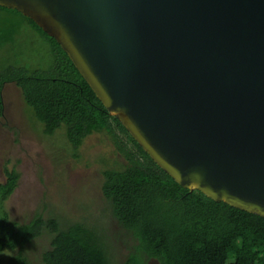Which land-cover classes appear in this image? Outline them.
<instances>
[{"label": "water", "instance_id": "1", "mask_svg": "<svg viewBox=\"0 0 264 264\" xmlns=\"http://www.w3.org/2000/svg\"><path fill=\"white\" fill-rule=\"evenodd\" d=\"M56 39L183 188L264 218V0H0Z\"/></svg>", "mask_w": 264, "mask_h": 264}, {"label": "trees", "instance_id": "2", "mask_svg": "<svg viewBox=\"0 0 264 264\" xmlns=\"http://www.w3.org/2000/svg\"><path fill=\"white\" fill-rule=\"evenodd\" d=\"M1 15L33 27L49 42L53 60L45 68L17 62L0 68V117L5 85L14 84L46 136L63 130L77 151L90 135L106 134L125 165L103 170L102 194L121 230L115 241L87 223L65 224L42 213L26 223L12 220L5 204L20 173L5 167L0 254L16 253L0 257V264H31L26 248L46 234L51 247L43 252L42 264H264L263 217L179 185L110 115L55 38L15 9L0 6ZM13 46V34L0 28V56ZM114 242L129 249L120 261Z\"/></svg>", "mask_w": 264, "mask_h": 264}, {"label": "rangeland", "instance_id": "3", "mask_svg": "<svg viewBox=\"0 0 264 264\" xmlns=\"http://www.w3.org/2000/svg\"><path fill=\"white\" fill-rule=\"evenodd\" d=\"M0 28L11 32L15 41V46L0 56V68L16 62L45 68L52 62L49 42L27 23L7 21L1 15ZM3 100L0 183L6 181L5 167L20 173L18 187L5 204L10 218L26 223L42 213L45 218L56 216L65 224L84 222L115 241L121 230L102 194L103 170L125 165L113 142L106 134H92L75 151L63 130L46 136L14 84L5 85ZM50 242L51 236L46 234L27 246L25 254L31 264H42L41 256L50 249ZM114 244L120 261L129 249ZM15 253L6 251L0 257L7 259Z\"/></svg>", "mask_w": 264, "mask_h": 264}]
</instances>
